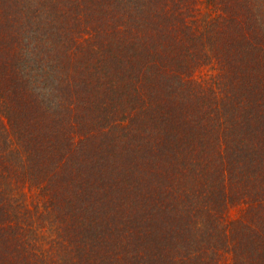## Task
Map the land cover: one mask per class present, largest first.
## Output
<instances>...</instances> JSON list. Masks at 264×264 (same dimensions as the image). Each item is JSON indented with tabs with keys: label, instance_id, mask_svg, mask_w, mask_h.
<instances>
[{
	"label": "trees",
	"instance_id": "obj_1",
	"mask_svg": "<svg viewBox=\"0 0 264 264\" xmlns=\"http://www.w3.org/2000/svg\"><path fill=\"white\" fill-rule=\"evenodd\" d=\"M0 264H264V0H0Z\"/></svg>",
	"mask_w": 264,
	"mask_h": 264
}]
</instances>
